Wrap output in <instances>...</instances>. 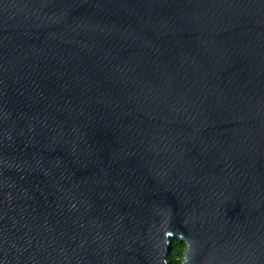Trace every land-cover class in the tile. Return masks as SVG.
<instances>
[{"label": "water", "instance_id": "water-1", "mask_svg": "<svg viewBox=\"0 0 264 264\" xmlns=\"http://www.w3.org/2000/svg\"><path fill=\"white\" fill-rule=\"evenodd\" d=\"M264 264V0H0V264Z\"/></svg>", "mask_w": 264, "mask_h": 264}, {"label": "trees", "instance_id": "trees-1", "mask_svg": "<svg viewBox=\"0 0 264 264\" xmlns=\"http://www.w3.org/2000/svg\"><path fill=\"white\" fill-rule=\"evenodd\" d=\"M171 246L166 259L169 264H181V258L185 249V242L179 237H171Z\"/></svg>", "mask_w": 264, "mask_h": 264}]
</instances>
